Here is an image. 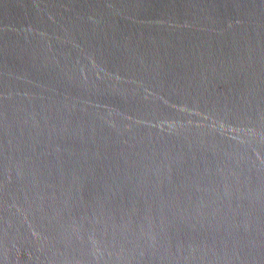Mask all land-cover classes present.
Wrapping results in <instances>:
<instances>
[{
    "label": "water",
    "instance_id": "obj_1",
    "mask_svg": "<svg viewBox=\"0 0 264 264\" xmlns=\"http://www.w3.org/2000/svg\"><path fill=\"white\" fill-rule=\"evenodd\" d=\"M0 264H264V0H0Z\"/></svg>",
    "mask_w": 264,
    "mask_h": 264
}]
</instances>
